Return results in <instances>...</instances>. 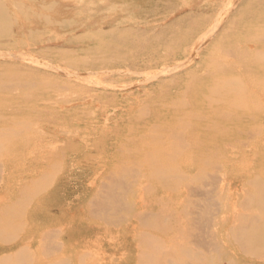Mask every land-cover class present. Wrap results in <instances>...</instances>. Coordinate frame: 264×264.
<instances>
[{
    "label": "rangeland",
    "instance_id": "rangeland-1",
    "mask_svg": "<svg viewBox=\"0 0 264 264\" xmlns=\"http://www.w3.org/2000/svg\"><path fill=\"white\" fill-rule=\"evenodd\" d=\"M263 151L264 0H0V264H264Z\"/></svg>",
    "mask_w": 264,
    "mask_h": 264
},
{
    "label": "bare ground",
    "instance_id": "bare-ground-1",
    "mask_svg": "<svg viewBox=\"0 0 264 264\" xmlns=\"http://www.w3.org/2000/svg\"><path fill=\"white\" fill-rule=\"evenodd\" d=\"M260 152V151H259ZM264 152V151H263Z\"/></svg>",
    "mask_w": 264,
    "mask_h": 264
}]
</instances>
